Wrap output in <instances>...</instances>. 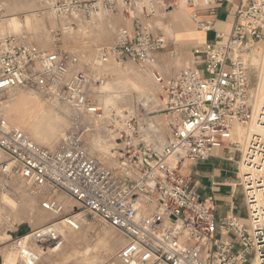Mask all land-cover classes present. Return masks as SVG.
Here are the masks:
<instances>
[{"label": "built area", "instance_id": "built-area-1", "mask_svg": "<svg viewBox=\"0 0 264 264\" xmlns=\"http://www.w3.org/2000/svg\"><path fill=\"white\" fill-rule=\"evenodd\" d=\"M176 10L187 12L197 30H215V0H56L46 8L61 22V29L51 30V50L25 37L0 35V196H13L19 184L59 218L11 238V250L25 264L38 262L31 243L54 247L65 230L78 231L80 209L121 234L125 244L116 254L119 264H264V97L255 110L247 59V52L264 40V0H239L229 33L216 32L214 41L195 48L200 66L164 78L156 67L170 41L153 23ZM101 12L122 15L126 26L112 46L96 50L93 66L111 59L152 72L170 119L169 136L157 150L144 144L146 132L133 118L111 112V133L124 145L113 166L93 156L86 140L93 133L86 118L98 119L103 112L94 88L105 78L92 69L79 70L83 56L61 45L62 32ZM2 14L0 6V21ZM25 88L71 110V126L54 149L38 145L7 120L2 96ZM226 145L241 153L246 222L236 216L218 222L214 198H202L196 183L181 174L185 162H206ZM60 195L74 205L67 206Z\"/></svg>", "mask_w": 264, "mask_h": 264}, {"label": "rangeland", "instance_id": "rangeland-1", "mask_svg": "<svg viewBox=\"0 0 264 264\" xmlns=\"http://www.w3.org/2000/svg\"><path fill=\"white\" fill-rule=\"evenodd\" d=\"M55 1L0 0V6L3 7L0 35L11 34L25 37L30 44L51 50L54 45L51 30L61 29V22L47 12L46 8ZM178 14L188 17V13L182 10L167 14L161 25L166 35H172L173 26L171 25ZM125 26L126 22L122 15L101 12L91 22L78 23L73 31L62 32L61 38V45L65 51L83 56L79 70L92 69L105 78L101 86L96 85L94 88L95 97L101 102L103 112L98 119L86 118V123L90 124L93 129V133L87 135L86 140L91 154L108 166L116 163L119 150L124 147L116 141L118 136L111 133L114 128V122L110 120L111 112H123L133 118V123L139 126L141 132H146L142 134L145 145L154 144L156 149H161L169 136L170 119L163 112V105L159 99V86L152 72L145 71L129 61L119 66L111 59L106 60L100 68L93 66L96 50L100 47L112 46L119 30ZM193 28L196 30L195 27ZM173 50L167 46L165 53L159 57L163 69L158 70L164 78L191 66L189 60L192 58L187 55L190 51ZM247 59L249 88L253 95L255 110H258L264 97V40L256 43L247 52ZM100 96L111 99L109 108L103 105V97L100 101ZM20 97L24 98L21 103H19ZM1 101L8 122L12 126L21 128L31 137L30 129L36 127L33 130H38L37 126L40 122L51 118L53 121L55 119L60 122V125L56 127L58 129L57 142L54 145L42 147L49 149L57 147L71 126V110L62 102L57 103L53 98L36 90L30 88L13 90L5 93ZM43 114L45 117L41 121ZM64 121L65 124H63ZM150 123L156 125L158 129L156 135L149 132ZM14 188L16 193L13 196L7 195L3 198L0 196V212L3 216L0 224V259L2 261L0 264L7 262L11 257L14 264H25L17 252L11 251L12 237H8L7 234L17 235L23 232L29 234L47 224L59 221V218L41 208L40 200L34 192L31 193L19 184ZM60 198L66 202L67 206L74 205L64 195H60ZM79 212L81 214L80 229L78 231L65 230L57 246L41 248L35 243L30 244V248L38 256L37 264H119L116 254L125 244L121 234L113 228L92 220L83 210L80 209ZM240 215L246 222L247 214L242 207ZM252 259L253 256L250 257V261Z\"/></svg>", "mask_w": 264, "mask_h": 264}, {"label": "crops", "instance_id": "crops-1", "mask_svg": "<svg viewBox=\"0 0 264 264\" xmlns=\"http://www.w3.org/2000/svg\"><path fill=\"white\" fill-rule=\"evenodd\" d=\"M215 1L219 10L215 30L213 32L205 33L197 29L195 30L193 28H196L195 23L190 19L189 15L186 17L184 14H178L177 18L174 20L173 25H171L173 29L172 35L170 36L163 32L161 26L167 14L153 23L156 32L168 37L170 41L168 46H170L171 50L174 49L173 51H179L181 49L182 52L190 51L187 54L192 58V60H189V64L191 65L189 67L200 66V59L194 54L195 48L207 42L214 41L216 32L229 33L231 29L239 0ZM173 13L174 11H171L168 14ZM206 18V16H202V19ZM163 53H165V51L158 56V65L156 67L158 73L160 69H163L159 60L160 55ZM240 158L241 153L238 149L226 145L215 150L213 156L206 162H185L182 165L181 174L191 178L196 183L197 191L201 197L204 199L208 197L214 198L215 216L218 222L228 216H236L242 222L245 220L244 217L240 215L241 207L245 209L247 214L244 193L240 185ZM7 235H9L8 237L16 236L15 234ZM1 262L0 259V263ZM4 263L14 264V261L11 257L7 262L4 261L3 264Z\"/></svg>", "mask_w": 264, "mask_h": 264}, {"label": "bare ground", "instance_id": "bare-ground-1", "mask_svg": "<svg viewBox=\"0 0 264 264\" xmlns=\"http://www.w3.org/2000/svg\"><path fill=\"white\" fill-rule=\"evenodd\" d=\"M103 97V105L106 107V108H109L111 106L110 104V101L111 99L106 97V96H100V101ZM110 97V96H109ZM55 100V99H53ZM24 101V98L23 97H20L19 98V103L23 102ZM27 102V101H26ZM31 102V101H30ZM55 102L58 103L57 100H55ZM29 103V101H28ZM101 103V102H100ZM64 107V106H63ZM46 108V107H45ZM66 109V107H64ZM25 111V110H24ZM45 113V111H44ZM36 114V113H35ZM53 116V115H52ZM58 116V115H57ZM27 117V116H26ZM45 115L43 114L41 116V121L44 119ZM30 118V117H29ZM40 118V117H39ZM56 118V116L54 117ZM53 118L51 119H47V120H44L42 122H40V124L37 126L38 127V130H33L35 128H31L30 129V133L32 135V137L30 136V134H28L27 132V135L34 141L36 142L38 145L40 146H49V145H54L57 140H58V129L56 127H58L60 125V122H58V120H55L54 121L52 120ZM39 120V119H38ZM61 120V119H60ZM16 121H17V118H16ZM37 122V121H36ZM61 123H62V120H61ZM37 124V123H36ZM35 124V125H36ZM63 124H65V121L63 122ZM34 127V126H33ZM64 127V126H63ZM150 127L153 128V130H155V133L157 134L158 133V129L156 127V125L154 123H150ZM57 129V130H56ZM32 130V131H31ZM62 131V129H59ZM61 135V133H59ZM41 143V144H40ZM56 146V145H55ZM162 149V148H161ZM157 150H160V149H157ZM36 196V195H35ZM77 213V216L76 218L79 220V222L81 223L80 221V216L81 214L79 212H76ZM53 248V247H52ZM12 251V250H11Z\"/></svg>", "mask_w": 264, "mask_h": 264}]
</instances>
